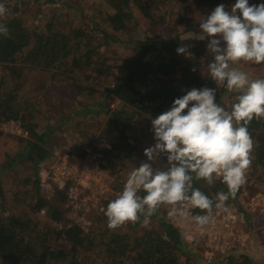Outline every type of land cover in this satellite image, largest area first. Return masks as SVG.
Listing matches in <instances>:
<instances>
[{
	"label": "trees",
	"instance_id": "obj_1",
	"mask_svg": "<svg viewBox=\"0 0 264 264\" xmlns=\"http://www.w3.org/2000/svg\"><path fill=\"white\" fill-rule=\"evenodd\" d=\"M93 1L98 21L88 24L90 17L83 13L81 6L76 10L71 2L0 0L7 8L6 15L0 17V24L8 28L7 35H0L3 73L0 77V124L15 121L28 133V137L21 139L25 143L23 152L0 165V264H79L76 252L93 249L103 264H253L252 254L240 250L198 259L195 256L198 253L192 249L198 243H188L181 238L178 230L168 222L165 205L153 215H141L138 221L131 222L128 234L122 233L120 227L108 228L105 215L96 223L101 221L100 230L94 228L86 234L77 226L58 230L57 224L66 223L65 214L59 208L62 195L56 198V207L47 204L37 192L35 203L30 204L29 210L34 213L46 207L51 221L48 225L32 224L30 214L21 210L7 215L8 208L16 210L19 205L28 204L30 186L38 188L34 166L50 156L44 144L53 130L48 127L40 134L36 132L38 125L33 118L38 110L28 104V97L24 100L19 97L18 83L23 81L20 73L23 69L19 66L28 71L50 72V85H68L74 92L72 98L90 119L93 117L87 108L92 105L97 108L93 111L96 115L100 112V116L94 118L103 116L105 128L97 135L96 143L102 154V167L111 170L118 171L123 160L132 158L143 140L151 145L156 143L151 119L169 109L176 98L192 88L213 89L215 102L229 113L232 110L234 103L223 104L217 100L219 96L227 97L230 89L226 81L212 78L208 65L214 61L204 41L179 35L163 37L157 30L197 20L196 14L205 16L219 4L230 9L236 0ZM261 3L264 0H249L250 5ZM64 5L71 8L73 17L63 11ZM141 29H144L142 37L135 38L133 33ZM181 45L188 46L185 55L176 52ZM118 46L126 52L116 54ZM114 101L117 102L115 108L111 104ZM134 118L143 122L139 129L136 128L138 120ZM234 126L240 124L234 121ZM246 126L253 140L249 178H263L264 116L253 117ZM132 128L136 135L129 134ZM96 130L97 125L82 128L75 151L84 155V149L79 150V147L88 138L87 134ZM167 157L168 153L164 152L161 157L163 172L173 165L179 166V162H170ZM16 160L25 162L19 169L24 175L18 180L20 187L7 191L5 177L16 173L10 168ZM27 162L32 168L27 167ZM187 174L192 177L189 195L191 190L199 189L214 202L217 192L228 191L220 177L214 176L209 184L197 179L195 173ZM240 189L241 186L225 203L236 201ZM196 212L202 213L198 209ZM147 220L158 224L159 230L149 226L137 232L135 228ZM59 241L63 243L59 245Z\"/></svg>",
	"mask_w": 264,
	"mask_h": 264
},
{
	"label": "clouds",
	"instance_id": "obj_2",
	"mask_svg": "<svg viewBox=\"0 0 264 264\" xmlns=\"http://www.w3.org/2000/svg\"><path fill=\"white\" fill-rule=\"evenodd\" d=\"M6 13L7 8L0 3V17ZM199 29L201 39L209 38L207 47L214 54V62L208 65L212 78L226 81L230 90H243L242 94L229 113L215 102L213 89L192 88L151 119L156 143L145 149V156L151 160L155 154L166 152L167 159L179 162V166L154 174L150 164L143 163L132 170L122 192L104 211L110 229L134 223L141 215L149 217L161 205L182 202L204 213L192 218L198 226L207 225L213 208L224 207L245 182L253 148L246 125L253 117L264 116V79L249 81L245 73L229 70V61L264 63V3L250 5L249 0H236L230 9L219 4L207 16H201ZM7 34L6 25L0 24V35ZM216 37H221L226 47L222 48ZM176 52L185 55L188 46L181 45ZM234 121L240 126H234ZM188 172L209 184L214 176L220 177L228 191L217 192L215 204L199 189L189 195L192 177ZM141 190L146 194L139 195ZM169 215L176 216L177 209L173 207ZM179 215L185 218L187 213L180 211Z\"/></svg>",
	"mask_w": 264,
	"mask_h": 264
},
{
	"label": "rangeland",
	"instance_id": "obj_3",
	"mask_svg": "<svg viewBox=\"0 0 264 264\" xmlns=\"http://www.w3.org/2000/svg\"><path fill=\"white\" fill-rule=\"evenodd\" d=\"M66 2H71L75 4V8L78 6H81L83 9V13L87 16L90 17L87 20V23L90 24L91 22L98 21L97 17H95L97 8L94 7V1L93 0H62ZM90 1L91 3H89ZM56 4H59L58 2ZM77 10V8H76ZM63 11L67 13V16L73 17L71 14V8L67 6H63ZM208 15V14H207ZM205 15V16H207ZM200 16L196 14V19L193 21H187L183 23L182 25L177 24V25H171L170 27H164L160 28L157 31L163 35V37H169L171 35H179L181 38L185 37H194L197 39L200 38V29H199V20ZM77 20L80 21V19L77 18ZM75 22L74 25L76 26L77 22L76 20L73 21ZM96 23V22H95ZM73 25V26H74ZM144 29L139 30L137 33H133V36L135 38L142 37L140 34H142V31ZM217 39L221 40V47L224 48L226 45L223 43L221 37H216ZM204 41L206 46L208 45L209 38H204L201 39ZM208 48V47H207ZM116 54L117 53H124L126 52L123 47L118 46V49H115ZM210 57L214 61V54L210 52ZM232 65V66H231ZM26 66V65H25ZM229 70H236L243 72L247 75L249 81H253L256 79H264V63H255V62H248V61H240V62H232L229 61ZM23 69V71H20V73L23 74V81L21 80L18 85L20 86V99L24 100L26 97L29 98V103L28 104H33L34 107L37 108L38 112L34 114L33 121L37 123L38 127L36 129V132L38 134L44 132L48 127H52V131H50V136L47 139V142L44 144V148L47 149L49 152L52 153L54 150H61L63 152H69V153H74L75 155L82 157L83 155L78 153L76 148H77V139L80 138L79 131L83 128L87 127H94V125H97V130L95 133L94 131H91V133L87 134V137L84 142L80 145L79 150L81 149H91V150H99V145H97V135L102 130L105 128V118L102 116L100 118H94V116L99 117L100 112H97L96 115V110L97 108L92 105L89 106L87 109L91 110L89 113L93 119H90V117H87L86 114L82 111L81 107L77 105L76 101L72 98L74 96V92L70 89L68 85L62 84L60 86L58 85H50V72L48 71H42V70H25L24 66H19ZM19 74V73H18ZM2 68L0 66V77H2ZM243 90H237V89H231L228 91V96L226 95L219 96L217 98L218 101H222L223 104H228L230 102L236 103L238 102L236 100V97L240 94H242ZM117 102H112L111 104H114V108L117 106ZM134 121H137L138 119L134 118ZM143 122L138 120V124L136 126L137 129L142 127ZM93 130V129H92ZM24 131V130H23ZM130 135H136L135 129H131L129 131ZM28 137V136H26ZM25 136L18 134V133H11L7 129H2L0 128V165L2 163H6L9 160L15 159L16 155L23 152L25 149V143L21 141V139L26 138ZM147 140H143L140 144V148H137L136 154L130 158V159H125L121 162V167L124 169H129L131 167L137 166V163L139 162V165L143 163H148L150 164L153 173L155 174L156 172H163L162 168L163 165L161 166V157L164 152L157 153L154 155V157L149 160L148 157L145 156V149L152 148L154 147L155 144H147ZM50 153V155H51ZM49 158V157H48ZM47 158V159H48ZM25 164V162H21L16 160L12 165H11V171H16V173H13L7 177H5V182L7 184V191H12L13 188L15 187H20V182L18 181L23 173L21 171L19 172V169L22 168V166ZM25 166V165H24ZM33 165H30L27 162V167L32 168ZM140 167V166H137ZM36 165L34 166V171L35 172ZM250 167L246 170L245 173V182L241 185V187H244L246 190H249L248 196H250V193L255 191L254 187L250 186L249 183V172ZM117 171V170H113ZM251 171V170H250ZM5 174L2 171V175ZM263 177V175H260ZM256 176V177H260ZM264 178V177H263ZM263 178H256L258 181H261ZM38 189V190H37ZM30 186L28 188V195H31L30 199L27 200L28 204H23L19 205L16 210H13L14 208H8L7 209V215L12 214V213H17L16 211H24L28 215L30 214L31 219H32V224H35L38 222V226L42 227L44 225H48L51 223L50 218L47 215H41L39 214V211L37 213L31 212L29 210L30 204L32 205L35 203L36 199V192L40 194L42 197V194L40 193L39 188ZM9 196V195H8ZM10 197H8L7 200H9ZM53 199L47 204L50 205H55L56 207V202ZM246 198L242 200L241 204V209L246 207ZM45 208L46 207H42ZM60 210L62 211V203L59 205ZM47 210V209H46ZM63 212V211H62ZM65 214V212H63ZM66 215V214H65ZM256 218V219H255ZM64 219L66 220V216H64ZM255 219V224L254 226H250V234L251 235V241L248 245L247 250L244 251H249V253L252 254V261L253 264H264V216H256L254 217ZM99 221L94 220L93 226L90 228V230H93L94 228L97 230L102 229L101 226V221L96 225V223ZM67 223V221H66ZM66 223H59L61 226L66 225ZM130 223H125L120 226L121 232L122 233H130L131 227ZM58 225V224H57ZM56 225V228H57ZM96 225V226H95ZM145 225V226H144ZM152 227L153 229H158L159 226L158 224H155L151 220H147V222L142 223L139 227L135 228L137 232H139V229L145 228V227ZM248 230V228H247ZM185 241V240H184ZM186 242V241H185ZM63 241H59V245H61ZM193 252L198 253L195 254L198 259L205 260L206 258L203 257V250L201 246H198L195 244L192 246ZM67 250V249H66ZM77 260L79 264H101L103 262L102 258H98L96 256V251L90 250V251H77ZM103 264V263H102Z\"/></svg>",
	"mask_w": 264,
	"mask_h": 264
},
{
	"label": "built area",
	"instance_id": "obj_4",
	"mask_svg": "<svg viewBox=\"0 0 264 264\" xmlns=\"http://www.w3.org/2000/svg\"><path fill=\"white\" fill-rule=\"evenodd\" d=\"M1 127L11 133L28 135L15 121L1 123ZM84 152L79 157L54 150L48 159L36 166L37 186L42 199L47 203L63 196L62 211L66 214L67 223L57 225L60 231L77 226L83 233H89L94 220L103 217L108 203L122 192L129 173L139 168L134 166L113 171L102 167L100 151L85 148ZM249 183L255 191L248 196L249 190L241 187L240 197L236 201L225 203L222 208H213L212 220L207 225L198 226L195 223L192 218L204 213H197L187 202L165 205L168 222L178 230L183 240L198 243L207 259L233 250H247L251 241L250 226L255 224L254 217L264 216V178L261 181L249 178ZM244 198L247 199L246 207L241 209ZM173 207L177 209L176 216L169 215ZM180 211L186 212L187 216L181 218ZM39 214L46 215L47 210L40 208Z\"/></svg>",
	"mask_w": 264,
	"mask_h": 264
},
{
	"label": "water",
	"instance_id": "obj_5",
	"mask_svg": "<svg viewBox=\"0 0 264 264\" xmlns=\"http://www.w3.org/2000/svg\"><path fill=\"white\" fill-rule=\"evenodd\" d=\"M139 195H145L146 193H144L142 190L138 193Z\"/></svg>",
	"mask_w": 264,
	"mask_h": 264
}]
</instances>
